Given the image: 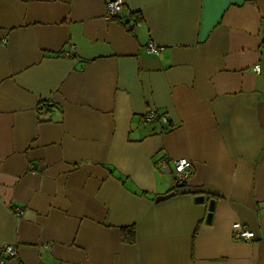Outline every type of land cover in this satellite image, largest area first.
I'll list each match as a JSON object with an SVG mask.
<instances>
[{"label":"crops","instance_id":"1","mask_svg":"<svg viewBox=\"0 0 264 264\" xmlns=\"http://www.w3.org/2000/svg\"><path fill=\"white\" fill-rule=\"evenodd\" d=\"M106 1L0 0V260L264 264V0Z\"/></svg>","mask_w":264,"mask_h":264},{"label":"built area","instance_id":"2","mask_svg":"<svg viewBox=\"0 0 264 264\" xmlns=\"http://www.w3.org/2000/svg\"><path fill=\"white\" fill-rule=\"evenodd\" d=\"M125 1L124 0H107L105 4V19L108 21H113L116 17L119 16L120 12L123 10ZM140 26V23H136L135 26H126V30L130 33L134 34V31L136 28ZM264 43V42H263ZM145 50L148 54L151 55H158L162 49L154 46L152 43H148L145 46ZM262 59H264V50L262 52ZM252 71L255 74H259L261 71L260 64L257 63L253 66ZM37 110L40 111H49L51 110V104L47 101L41 102L37 106ZM143 123H152V122H161V123H166V117L164 115H159L157 114L154 110H149L147 113L143 116L142 118ZM164 171L167 174H173V182L175 186H181L184 184L187 179L190 177L192 174V162H190L187 159H176V160H171L172 164V171L169 170L168 164L169 160L167 158H163L161 160ZM30 172L35 173L34 167H30ZM12 211L15 215L19 216L21 209L16 206H12ZM232 237L234 240H244V241H249L255 237L254 232L251 230H248L244 227H242L240 224H234L232 226ZM1 253H4L5 257L0 260V264H4L7 259H11L16 255L15 248L13 246H4L1 249Z\"/></svg>","mask_w":264,"mask_h":264},{"label":"trees","instance_id":"3","mask_svg":"<svg viewBox=\"0 0 264 264\" xmlns=\"http://www.w3.org/2000/svg\"><path fill=\"white\" fill-rule=\"evenodd\" d=\"M119 19V16L116 17L113 21L117 22ZM142 21V18L141 16L138 14V13H132L129 17H128V20L126 22H122L121 24L126 28V26H135L136 23H141ZM159 115H163V114H159ZM167 120V119H166ZM152 123H160L162 125H165L167 126L168 125V122L166 123H161V122H152ZM185 184V183H184ZM183 185V184H182ZM175 187H179V186H175ZM134 237H135V230L133 227H130L128 229H125L124 230V234H123V239L131 244L134 242Z\"/></svg>","mask_w":264,"mask_h":264},{"label":"water","instance_id":"4","mask_svg":"<svg viewBox=\"0 0 264 264\" xmlns=\"http://www.w3.org/2000/svg\"><path fill=\"white\" fill-rule=\"evenodd\" d=\"M175 195V192L172 191V192H169L165 195H161V196H158L156 197L155 199V202H159V201H163L167 198H170L172 196ZM194 202L195 203H198V204H201V203H204L205 201V197L203 195H197V196H194L193 198ZM214 205H215V201L214 200H209L208 201V205H207V215H206V218H205V222L207 224H209L212 220V214H213V210H214Z\"/></svg>","mask_w":264,"mask_h":264}]
</instances>
